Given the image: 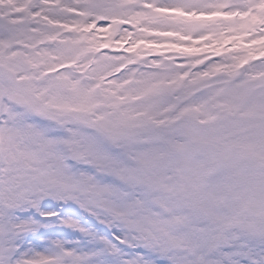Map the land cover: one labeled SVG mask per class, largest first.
Returning <instances> with one entry per match:
<instances>
[{
	"label": "snow or ice",
	"instance_id": "obj_1",
	"mask_svg": "<svg viewBox=\"0 0 264 264\" xmlns=\"http://www.w3.org/2000/svg\"><path fill=\"white\" fill-rule=\"evenodd\" d=\"M0 264H264V0H0Z\"/></svg>",
	"mask_w": 264,
	"mask_h": 264
},
{
	"label": "rangeland",
	"instance_id": "obj_2",
	"mask_svg": "<svg viewBox=\"0 0 264 264\" xmlns=\"http://www.w3.org/2000/svg\"><path fill=\"white\" fill-rule=\"evenodd\" d=\"M110 52L111 51H120V52H123V49H111V50H109ZM154 55L156 54V53H153Z\"/></svg>",
	"mask_w": 264,
	"mask_h": 264
}]
</instances>
